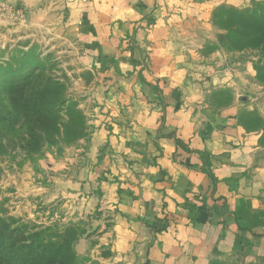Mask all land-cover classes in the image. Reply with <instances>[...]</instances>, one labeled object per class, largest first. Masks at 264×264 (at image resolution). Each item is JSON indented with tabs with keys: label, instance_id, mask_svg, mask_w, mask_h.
I'll return each mask as SVG.
<instances>
[{
	"label": "crops",
	"instance_id": "crops-1",
	"mask_svg": "<svg viewBox=\"0 0 264 264\" xmlns=\"http://www.w3.org/2000/svg\"><path fill=\"white\" fill-rule=\"evenodd\" d=\"M0 1L5 16L12 4L27 13L41 3ZM62 2L78 13L101 94L89 142L80 141L87 148L61 168L75 163L69 201L76 221L91 214L92 233L106 237L104 263L206 264L217 251L264 258V127L239 119L253 110L237 97L244 73L222 70L220 53L187 52L194 16L216 0ZM214 87H228L232 103L207 101ZM44 164L56 169L53 158ZM106 208L109 226L93 216Z\"/></svg>",
	"mask_w": 264,
	"mask_h": 264
},
{
	"label": "rangeland",
	"instance_id": "rangeland-1",
	"mask_svg": "<svg viewBox=\"0 0 264 264\" xmlns=\"http://www.w3.org/2000/svg\"><path fill=\"white\" fill-rule=\"evenodd\" d=\"M9 10L8 16L0 11V264H15V252L42 253V244L65 229L76 239V264H105L106 237L98 230L92 233L96 221L91 214L76 221L80 210L74 199L69 201L64 180L74 173L75 163L68 173L61 168L70 163L69 153L87 148L80 141L89 142L100 106L101 82L90 69L87 38L75 19L78 13L69 15L62 0H41L27 13L13 4ZM193 19L187 52L227 56L228 64L221 69L244 73L235 82L242 90L237 97L253 109L239 119L249 129L263 127L264 0H216L207 15ZM180 33L183 39L185 32ZM33 71L32 87L20 83ZM229 90L214 87L206 99L227 106L235 97ZM24 91L34 111L42 108L29 126L21 114L28 98H22ZM47 157L55 159L56 169L44 166ZM108 215L106 208L93 216L109 226ZM99 243L103 245L97 247ZM206 264H264V258L249 261L217 251Z\"/></svg>",
	"mask_w": 264,
	"mask_h": 264
},
{
	"label": "trees",
	"instance_id": "trees-1",
	"mask_svg": "<svg viewBox=\"0 0 264 264\" xmlns=\"http://www.w3.org/2000/svg\"><path fill=\"white\" fill-rule=\"evenodd\" d=\"M34 78L35 73L33 71L30 72L27 76L20 79V83L26 82V85H30L32 87V85L35 83ZM22 98H27L25 100L27 102H25L26 104L21 110L23 123L26 126H29L31 122L35 124V122L37 121L38 112L41 114L42 108L40 107L38 109L39 111H34V106L30 105V95L28 94V92L24 91ZM48 110L49 109L46 110V113H48ZM33 111L34 113H32ZM243 124L245 125V127H247L248 130H251L248 128V125H246L245 123ZM258 126L261 125L259 124ZM256 128L258 127L256 126ZM52 238L53 239H51L50 241H46L42 244L43 252L40 254H29L28 256H20L17 252H15V264H76L77 253L74 248V243L76 239L75 237H73V232H71L70 229H65L63 231H60L57 235ZM16 248L18 247L15 244V251Z\"/></svg>",
	"mask_w": 264,
	"mask_h": 264
},
{
	"label": "built area",
	"instance_id": "built-area-1",
	"mask_svg": "<svg viewBox=\"0 0 264 264\" xmlns=\"http://www.w3.org/2000/svg\"><path fill=\"white\" fill-rule=\"evenodd\" d=\"M0 5H1V1H0Z\"/></svg>",
	"mask_w": 264,
	"mask_h": 264
}]
</instances>
